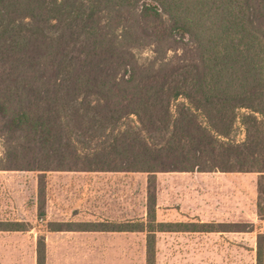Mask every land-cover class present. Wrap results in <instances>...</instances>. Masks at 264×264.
<instances>
[{
    "label": "trees",
    "instance_id": "obj_1",
    "mask_svg": "<svg viewBox=\"0 0 264 264\" xmlns=\"http://www.w3.org/2000/svg\"><path fill=\"white\" fill-rule=\"evenodd\" d=\"M0 145V170L148 174L145 221L49 231L145 233L146 264L159 232L244 231L159 222L152 188L162 172L264 174V0H0Z\"/></svg>",
    "mask_w": 264,
    "mask_h": 264
},
{
    "label": "rangeland",
    "instance_id": "obj_2",
    "mask_svg": "<svg viewBox=\"0 0 264 264\" xmlns=\"http://www.w3.org/2000/svg\"><path fill=\"white\" fill-rule=\"evenodd\" d=\"M234 136L243 138L242 131L237 129ZM155 177L158 221L223 223L244 230L159 234L156 264H257L258 245L264 244V190H259L264 174L162 172ZM43 178L45 191L40 192ZM148 185V174L138 172L42 175L0 170V222L28 227L23 232H0V264H36V244L42 236L48 264H146L145 233L49 229L51 223L145 221Z\"/></svg>",
    "mask_w": 264,
    "mask_h": 264
},
{
    "label": "crops",
    "instance_id": "obj_3",
    "mask_svg": "<svg viewBox=\"0 0 264 264\" xmlns=\"http://www.w3.org/2000/svg\"><path fill=\"white\" fill-rule=\"evenodd\" d=\"M161 222V221H159ZM0 232H4V231H0ZM5 232H9V231H5ZM11 232H16V231H11ZM52 232V231H51ZM66 232V231H65ZM108 233H132V232H108ZM163 233H191V232H159L156 234V259H157V244H158V235L159 234H163ZM212 233H217V234H225V233H229V234H235L236 232H212ZM212 233H199V234H212ZM191 234H195V233H191ZM146 236V235H145ZM45 237V236H44ZM45 242H46V237H45ZM157 263V262H156ZM46 264H48L47 261V242H46Z\"/></svg>",
    "mask_w": 264,
    "mask_h": 264
}]
</instances>
